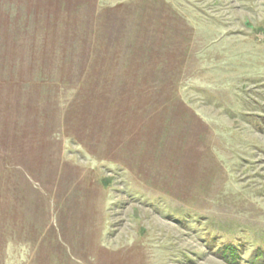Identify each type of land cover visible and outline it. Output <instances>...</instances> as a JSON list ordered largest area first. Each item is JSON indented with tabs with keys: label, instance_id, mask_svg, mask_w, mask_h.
Here are the masks:
<instances>
[{
	"label": "rangeland",
	"instance_id": "rangeland-1",
	"mask_svg": "<svg viewBox=\"0 0 264 264\" xmlns=\"http://www.w3.org/2000/svg\"><path fill=\"white\" fill-rule=\"evenodd\" d=\"M0 264H264V0H0Z\"/></svg>",
	"mask_w": 264,
	"mask_h": 264
},
{
	"label": "trees",
	"instance_id": "trees-1",
	"mask_svg": "<svg viewBox=\"0 0 264 264\" xmlns=\"http://www.w3.org/2000/svg\"><path fill=\"white\" fill-rule=\"evenodd\" d=\"M234 255V252H230L229 256L227 257L229 260H231L232 256Z\"/></svg>",
	"mask_w": 264,
	"mask_h": 264
}]
</instances>
